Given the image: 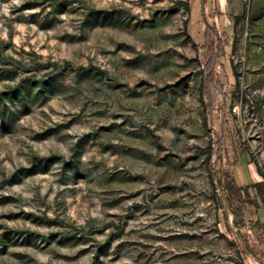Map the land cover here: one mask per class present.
<instances>
[{
  "label": "rangeland",
  "instance_id": "1",
  "mask_svg": "<svg viewBox=\"0 0 264 264\" xmlns=\"http://www.w3.org/2000/svg\"><path fill=\"white\" fill-rule=\"evenodd\" d=\"M9 2L0 0V264H104L101 257H111L112 264L122 259L131 264H245L248 257L259 259L264 227L248 213L244 226L237 227L220 180L238 169L264 178V100H249L248 89L241 92L240 87L241 81L253 91L264 87V33L245 37L238 20L227 28L207 18L218 30L216 38L213 30L207 33L202 0H169L167 7L151 8L148 17L120 6L144 9L147 0H96L109 5L99 8L87 7L85 0H26L5 15L3 5ZM81 7L86 11L80 35L55 34L65 23L62 17L75 18ZM259 8L264 16V4ZM174 20L181 24L180 32L160 34L162 47L155 57L166 67L178 55L195 69L184 78H191L189 87L195 81L197 107L178 113L183 127H151V121L136 119L138 109L131 106L147 99L137 89L148 82L129 85L112 73L143 64L128 42L133 33L157 32ZM13 24L34 26L37 33L29 38L27 28L21 33ZM97 30L113 35L95 36ZM177 38L182 53L165 47ZM72 73L81 91L66 97L70 86L64 81ZM37 74H42L39 79ZM51 103L57 108L79 105V111L50 109L71 119L43 131L29 127L48 118L39 110ZM75 126L92 130L76 139L72 158L64 160L55 152L32 156L30 167L9 170L11 153L21 156L25 143H42L59 131L74 139L70 129ZM29 131L33 134L24 141L17 139ZM170 131L196 143L182 148V156L170 152L160 142L169 139ZM121 136L124 143L111 142ZM171 143L178 145L179 136ZM91 149H96L95 157L85 165L79 157ZM29 181L32 185L25 187ZM26 192L35 195L25 198ZM249 192L247 201L264 206V196L252 187ZM105 233L103 241L96 239Z\"/></svg>",
  "mask_w": 264,
  "mask_h": 264
},
{
  "label": "clouds",
  "instance_id": "2",
  "mask_svg": "<svg viewBox=\"0 0 264 264\" xmlns=\"http://www.w3.org/2000/svg\"><path fill=\"white\" fill-rule=\"evenodd\" d=\"M26 0H10L9 3L3 5L4 14L7 15L8 10L17 7L20 3H24ZM135 2V0H133ZM225 5V8L228 13H230L236 20L239 21L237 27L243 29V35L249 37L253 32L264 33V16L260 15L261 9L259 5L264 4V0H248L247 3L244 0H221ZM87 7H108L107 3H97L96 0H85ZM172 3H176V0H172ZM74 7L76 5H73ZM121 7H127L130 9L131 14L138 15L140 17H148L150 10L153 7H167L169 6V0H164L163 4L153 5L151 0H147V7L141 9L140 7H133L132 4L120 5ZM255 6V7H254ZM39 11V9H36ZM86 11L84 7H81L80 14L75 18L65 16L62 19L65 21L63 25L57 29V35L67 32L73 35H80V23L83 19V14ZM183 9H181V12ZM19 15V14H17ZM24 16H27L28 13H23ZM181 24L177 21H173L168 27L159 29L157 32H144L137 31L133 33V37H130L128 42L134 44L135 46V55H139L143 59V64L135 70H127L121 68L120 72H113L112 74L117 79H122L129 85H134L139 81H147L148 84L143 85L141 88L137 89L138 92H142L143 95L147 98L145 101L140 102L139 104H132V107L138 109V115L136 119L145 123H150L151 127H155L157 123L164 124L168 123L169 127L175 125L177 128L183 127V123L180 119L177 118L178 113H182L187 109L191 108L193 110L197 107V95L195 93V81H192V86L189 87V79L187 77L188 72L195 71V69H190L188 63L181 59L178 55H173L170 61L167 63L166 67H161L159 58L155 57V53L161 51V47L158 44L159 36L162 33H178L181 30ZM27 28V36L31 38L33 34L37 33V29L34 26L24 25V24H13V29L18 30L21 33L25 32ZM54 33H48L49 36H52ZM43 33H39L38 36H43ZM95 36H110L113 33L109 31L100 32L97 30L94 33ZM151 37V38H149ZM21 40L24 39V36L20 37ZM261 47L264 48V40L260 41ZM179 38H177L173 43L165 45V47L173 48L176 53H182L183 49L178 47ZM87 47V46H85ZM259 51V50H256ZM260 55L264 57V52H261ZM116 59H119L117 57ZM25 64L27 60L25 59ZM42 74H37L36 78L39 79V76ZM75 73H72V76L64 81V84L69 85L70 87L66 90L65 96H71L81 91L79 85L75 83ZM241 92L245 88L248 89L249 100L256 98L258 100H264V87H258L255 91L251 88H248V84L241 81ZM125 93L129 89L123 90ZM85 96L89 95L87 92L84 93ZM122 99V98H121ZM81 102H83V97H81ZM50 109H56L57 113H76L79 111V105H70L63 104L62 107L57 108L55 103H51L43 109H40V112L47 113L48 118L41 117L39 121V126L29 125V127H34L35 131H43L47 127H55L57 123H64L68 119H71V115H58L53 114ZM113 111H118V108H113ZM23 124H27V121H23ZM96 124V121L92 122ZM91 126H75L70 129L72 135L75 137L68 138L66 131H59L54 133L50 139L43 141L42 143H35L28 141L25 143L24 147L21 148L22 155L17 157L15 152L11 153V157L14 161L12 165H9V170L23 165L25 167H30L33 163L31 157L39 156L44 157L53 154L54 152L62 155L64 160H68L73 157L74 145L76 139H79L80 135L91 131ZM33 133L31 131L17 137V139L24 141L25 136H31ZM169 139L160 141L165 145V148L170 152L179 153L181 156L184 153L181 152L182 148H185L188 145L196 143V141L187 140L183 135H180L179 132L170 131L167 133ZM179 136L180 143L174 145L171 143V140ZM113 144L124 143V138L121 136L119 138L112 139ZM96 149L88 150L82 157H79L85 165L88 164L90 160L95 157ZM63 161H61V164ZM60 165H57L54 169L55 171L59 170ZM32 181H29L25 187L32 185ZM15 192L21 193L23 189L16 188ZM25 198H28L32 195H35L34 192L24 193ZM97 208L99 205L97 204ZM51 214V213H49ZM97 213H93L96 215ZM103 219V217H100ZM79 224L83 225L84 220L81 219ZM100 225H97L99 227ZM111 231V229H109ZM107 233L104 236H98L96 239L103 241L106 238ZM213 251H218V249H213ZM37 258L40 260H48L49 257L46 255L36 254ZM104 260V264H112V258L108 257L107 259L101 257ZM115 264H131L130 260H119Z\"/></svg>",
  "mask_w": 264,
  "mask_h": 264
},
{
  "label": "crops",
  "instance_id": "3",
  "mask_svg": "<svg viewBox=\"0 0 264 264\" xmlns=\"http://www.w3.org/2000/svg\"><path fill=\"white\" fill-rule=\"evenodd\" d=\"M244 2L246 3V0H244ZM229 3H231V0H229ZM202 15L203 17L205 15L206 18L212 19V24L224 25L227 28L233 27L237 21L227 12L221 0H205L204 12L202 9ZM248 170V173H246L238 169L237 174H234V178L239 186L251 185L260 181V179L254 177L250 169ZM247 213L252 221L264 227V206L262 204H259L258 207L249 205L246 214ZM245 264H264V248L261 251L259 259L248 257Z\"/></svg>",
  "mask_w": 264,
  "mask_h": 264
},
{
  "label": "trees",
  "instance_id": "4",
  "mask_svg": "<svg viewBox=\"0 0 264 264\" xmlns=\"http://www.w3.org/2000/svg\"><path fill=\"white\" fill-rule=\"evenodd\" d=\"M204 3L205 0H202V9L204 12ZM204 19L206 22L207 26V33H210L211 30L214 31V34L216 38H219L218 30L215 25H211L208 21L206 16L204 15ZM212 69V65L210 67V71ZM224 180V183H223ZM220 184H223L225 191L227 193V203H230L231 210L234 214V220L237 224V227H242L244 226V220L248 208V204H251L253 206L258 207L259 204H256L255 201H247L245 198L246 196L250 197V192L249 189L252 187L257 190L258 194L261 196H264V178L257 182L253 183L251 185H245V186H239L234 178L233 174L230 173H225L224 179L222 181L220 180ZM231 200H234L237 202L236 204L231 205ZM263 202H264V197H263Z\"/></svg>",
  "mask_w": 264,
  "mask_h": 264
}]
</instances>
